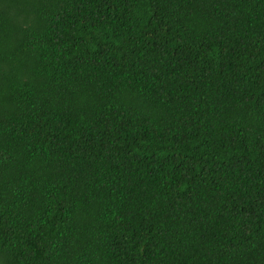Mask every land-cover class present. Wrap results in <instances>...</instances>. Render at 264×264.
Segmentation results:
<instances>
[{"label": "trees", "instance_id": "1", "mask_svg": "<svg viewBox=\"0 0 264 264\" xmlns=\"http://www.w3.org/2000/svg\"><path fill=\"white\" fill-rule=\"evenodd\" d=\"M0 264H264V0H0Z\"/></svg>", "mask_w": 264, "mask_h": 264}]
</instances>
